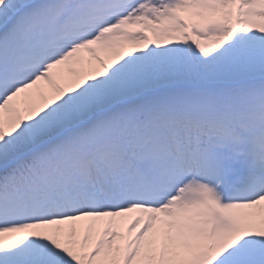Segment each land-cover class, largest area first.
<instances>
[{
    "label": "snow or ice",
    "instance_id": "6c2138e0",
    "mask_svg": "<svg viewBox=\"0 0 264 264\" xmlns=\"http://www.w3.org/2000/svg\"><path fill=\"white\" fill-rule=\"evenodd\" d=\"M0 264H264V0H0Z\"/></svg>",
    "mask_w": 264,
    "mask_h": 264
}]
</instances>
